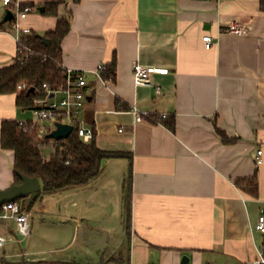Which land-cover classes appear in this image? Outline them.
<instances>
[{
  "label": "crops",
  "instance_id": "obj_1",
  "mask_svg": "<svg viewBox=\"0 0 264 264\" xmlns=\"http://www.w3.org/2000/svg\"><path fill=\"white\" fill-rule=\"evenodd\" d=\"M16 1L32 8L21 31L41 36L72 14L62 42L63 68L82 72L88 81L82 121L94 130L101 150L128 157L104 161L102 174L85 187L45 195L57 197L59 217L75 227L71 242L53 255L36 249L32 227L21 250L8 254L6 248L17 244L16 225L0 220V235L8 240L0 264L10 258L75 264H182L184 257L188 264L264 262V234L257 230L264 215L262 0ZM57 2L59 16L45 15L47 4ZM8 12L19 13L0 1V70L12 66L18 54L15 32L4 22ZM235 24L248 34L224 32ZM205 36L213 39L210 49ZM114 58L116 78L104 81L99 67ZM136 63L168 74L152 76L150 87L137 86ZM16 98L0 96V190L15 181L14 152L1 147L2 122L39 124ZM218 129L235 141L224 144ZM131 161L129 233L127 226L122 232L113 227L118 213L107 207L119 203L123 218ZM256 174L259 196L253 197L236 182ZM41 195L32 207L42 205Z\"/></svg>",
  "mask_w": 264,
  "mask_h": 264
},
{
  "label": "trees",
  "instance_id": "obj_2",
  "mask_svg": "<svg viewBox=\"0 0 264 264\" xmlns=\"http://www.w3.org/2000/svg\"><path fill=\"white\" fill-rule=\"evenodd\" d=\"M3 1V0H0ZM81 0H74L78 4ZM60 3L47 4L44 12L47 16H59ZM261 11L264 12V0L261 1ZM72 14L68 18L60 19L54 32L48 33L45 38L50 40L46 46L39 34L30 32L22 35L23 47L31 50L30 56L23 62H17L0 70V96L17 95V106L24 110H34L35 101L46 99L47 92L44 86L51 91H56L66 86V69L63 68L62 42L72 28ZM14 21V20H13ZM13 21L7 25L13 31ZM4 26L0 25V29ZM14 32V31H13ZM116 58L106 66L101 73L104 81H113L116 78ZM22 86L23 89H19ZM34 91L29 93L30 90ZM74 130L67 140L54 141L47 137L38 138L40 128L34 123H28L27 127L17 121L6 120L1 125V147L3 150L14 152L15 181L14 185L22 184L19 173L28 177H36L42 184L44 195H53L59 192L85 187L96 180L103 170V162L110 159L128 157L123 152H110L101 150L95 137L89 143H85L78 135L79 124L74 125ZM224 144L228 145L235 140L230 139L225 132L217 130ZM54 145V154L49 160L43 157L42 149L45 146ZM133 175L132 161L129 167V189L126 196L127 230H131V182ZM236 185L241 190L253 197L259 196V183L257 174L248 180H239ZM22 211L26 212L28 205L26 199L16 201ZM23 203V204H21ZM264 257V245L262 248ZM2 264H75L61 261H36L21 260L17 263L3 261ZM264 264V262L259 263Z\"/></svg>",
  "mask_w": 264,
  "mask_h": 264
},
{
  "label": "built area",
  "instance_id": "obj_3",
  "mask_svg": "<svg viewBox=\"0 0 264 264\" xmlns=\"http://www.w3.org/2000/svg\"><path fill=\"white\" fill-rule=\"evenodd\" d=\"M5 6L15 5L18 9V16L13 21V31L15 32V38L18 45V54L16 57L17 62H23L27 59L31 50L23 47L22 35L28 34L29 31H21V22L27 18L32 12L31 7H21L16 0H3ZM225 33L243 36L248 34V29L240 24H235L227 28ZM207 49L213 47V39L211 36H205L203 38ZM105 67L100 66L101 72ZM168 70L149 68L140 63H136L133 68V75L135 84L137 86H152L151 78L154 75H166ZM66 86L56 91H51L47 85L44 89L47 92L46 99H39L35 101L34 113L36 115V121H49L55 124L58 123L67 124L74 127L75 124H79L78 135L85 142L89 143L95 137V132L91 127L86 126L82 121V113L87 104V92L86 88L88 81L82 72H75L66 70ZM19 89H23L19 86ZM159 90V88H158ZM61 97L58 98L57 96ZM53 96V97H52ZM137 122H142V117L137 114ZM27 122H21L20 125L27 127ZM56 129V128H55ZM43 132L50 134L51 132L47 128H41L38 133V138L42 139ZM51 145L54 143L51 141ZM262 151L258 152L257 165H261L263 160L260 158ZM29 214L22 211L18 202L6 203L0 207V220L13 221L16 225V234L18 238H26L30 235L31 225L29 222ZM257 230L264 234V215L259 218ZM8 240L4 236L0 235V250L3 249Z\"/></svg>",
  "mask_w": 264,
  "mask_h": 264
},
{
  "label": "rangeland",
  "instance_id": "obj_4",
  "mask_svg": "<svg viewBox=\"0 0 264 264\" xmlns=\"http://www.w3.org/2000/svg\"><path fill=\"white\" fill-rule=\"evenodd\" d=\"M88 103V102H87ZM31 118H33L34 121L36 119L32 116V114H29ZM40 125L47 128L51 133L55 130V124L53 122L49 121H37ZM35 126H38V128L41 129L40 125L37 123H34ZM53 152V146H45L42 149V153L46 158H49ZM128 188V183H125V189ZM57 197H46L44 194L41 195L38 202H41V199H43L42 205L40 203L35 205L36 207H31L26 209V212L29 214V222L31 227L33 228V244L35 245L36 249H42L44 250L47 255H53L54 252L57 249H60L62 247H65L68 245L73 237L74 234V224L71 222V220L59 217L60 215L57 213L59 210L57 206ZM125 206L123 208V218H119V212L122 211V207L120 205L119 210V203H112L113 208H108V212L118 213L117 217L114 216L113 218V227L116 228L119 232H122L124 226H127V212H126V197H125ZM23 204V203H21ZM98 206L101 205L100 202L97 203ZM38 206V207H37ZM100 210V209H99ZM105 210V209H103ZM120 221L121 224H120ZM124 222V223H123ZM34 224V225H33ZM23 238H17L15 239L17 244L15 245H9L6 250L8 254H12L13 249L16 248V251L21 250L20 247L23 246L22 243ZM122 258L126 261L127 258V252L125 250V247L121 250ZM3 254V251L0 252V255ZM11 261H17V258H10ZM9 260V261H10ZM36 261H45V260H38ZM8 261V260H4ZM8 261V262H9ZM20 261V260H18ZM32 261V262H36ZM109 264V263H108ZM114 264V263H110Z\"/></svg>",
  "mask_w": 264,
  "mask_h": 264
},
{
  "label": "water",
  "instance_id": "obj_5",
  "mask_svg": "<svg viewBox=\"0 0 264 264\" xmlns=\"http://www.w3.org/2000/svg\"><path fill=\"white\" fill-rule=\"evenodd\" d=\"M40 11H44V8H40ZM15 16L12 12H8L6 17L4 18V22L7 23L9 21H13ZM40 39L46 46L50 45V40L45 38L44 36L39 35ZM31 89L29 93L33 92ZM53 97V96H52ZM73 126L67 124L58 123L56 125V129L50 133L46 134L43 132V136L47 137L50 140L54 141H63L67 140L71 134L73 133ZM20 178L22 179V184L13 185L7 190H0V207L6 203L16 202L21 199H26L28 205H31L42 192V184L40 180L36 177H28L19 173ZM189 259L187 257L183 258L182 264H188Z\"/></svg>",
  "mask_w": 264,
  "mask_h": 264
}]
</instances>
